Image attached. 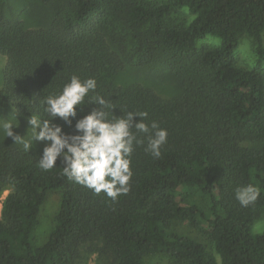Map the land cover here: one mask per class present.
Wrapping results in <instances>:
<instances>
[{
	"label": "trees",
	"instance_id": "trees-1",
	"mask_svg": "<svg viewBox=\"0 0 264 264\" xmlns=\"http://www.w3.org/2000/svg\"><path fill=\"white\" fill-rule=\"evenodd\" d=\"M65 1L63 13L35 28L0 9V101L19 115L46 118L44 97L72 75L93 77L115 115L146 111V122L168 130V142L159 159L136 149L131 190L115 203L68 180L59 159L44 172L42 151L0 145V193L10 189L0 214V264H77L84 254L103 264H143L157 253L177 264H264V232L251 230L264 213V0ZM183 8L190 22L167 26L165 18ZM208 35L218 44L198 48ZM241 36L255 43L251 68L235 59ZM156 62L169 70L172 95L116 84L125 67ZM91 107L78 110L77 119ZM249 183L261 195L245 208L234 189ZM52 191L59 206L46 240L36 245ZM185 221L203 230L210 249L172 228Z\"/></svg>",
	"mask_w": 264,
	"mask_h": 264
},
{
	"label": "clouds",
	"instance_id": "clouds-1",
	"mask_svg": "<svg viewBox=\"0 0 264 264\" xmlns=\"http://www.w3.org/2000/svg\"><path fill=\"white\" fill-rule=\"evenodd\" d=\"M97 87L93 77L81 80L72 75L61 91L44 97L42 108L46 118L35 114L27 118L31 128L27 139L13 131L15 125L10 119H0V131L14 143L23 144L26 152L33 148L34 142H42L44 147L38 160L42 171L59 167V159L61 174L68 180L92 190L95 195L103 193L115 203L131 190L136 149L142 148L152 158L159 159L168 142V130L155 120L146 122V111L115 115V105L100 95ZM93 105L86 115L77 119L78 110ZM57 119L63 124L55 123ZM65 125L73 128V132H65ZM260 195V188L251 183L234 189L235 199L245 208L255 204Z\"/></svg>",
	"mask_w": 264,
	"mask_h": 264
},
{
	"label": "rangeland",
	"instance_id": "rangeland-1",
	"mask_svg": "<svg viewBox=\"0 0 264 264\" xmlns=\"http://www.w3.org/2000/svg\"><path fill=\"white\" fill-rule=\"evenodd\" d=\"M156 2L160 0H147ZM0 9L3 10L5 16L10 19L23 20L26 27L35 28L45 26L55 13L64 12L67 9L65 0H0ZM193 15L186 8L170 13L164 20L167 26H183L190 22ZM262 41L264 45V31L262 33ZM219 39L213 36H206L197 42V47L212 46L218 44ZM255 43L252 38L247 36L239 37L238 46L235 50V59L238 65L251 68L256 60ZM5 57L0 55V87L2 84L1 68L4 65ZM264 67V65H263ZM169 70L158 62L144 68L127 66L120 71L116 77V84L129 85L132 83H141L155 89L163 97L172 95L175 91V84L169 76ZM27 118L19 115L14 108L4 105L0 101V119H10L15 125L13 131L27 139L31 134ZM12 144L14 141L11 137H5L0 131V145ZM23 145L21 143H14ZM44 144L42 142H34L33 150L42 151ZM39 149V150H37ZM10 192L9 188H5L0 193V214L2 201ZM59 206V193L57 191L49 192L42 209L39 214V223L35 229L34 241L36 245H41L47 238L53 217ZM172 228L185 234L204 244L208 249L211 244L204 234L203 230L190 224L189 222H175ZM253 232H264V213L253 223ZM77 264H103L95 254H84ZM143 264H177V262L167 254L157 253L147 255L143 258Z\"/></svg>",
	"mask_w": 264,
	"mask_h": 264
}]
</instances>
